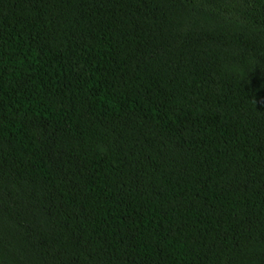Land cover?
Here are the masks:
<instances>
[{
    "label": "trees",
    "instance_id": "obj_1",
    "mask_svg": "<svg viewBox=\"0 0 264 264\" xmlns=\"http://www.w3.org/2000/svg\"><path fill=\"white\" fill-rule=\"evenodd\" d=\"M0 264H264V0H0Z\"/></svg>",
    "mask_w": 264,
    "mask_h": 264
}]
</instances>
